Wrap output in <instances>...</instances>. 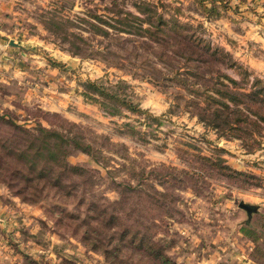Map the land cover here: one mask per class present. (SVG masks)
Wrapping results in <instances>:
<instances>
[{"label": "rangeland", "instance_id": "rangeland-1", "mask_svg": "<svg viewBox=\"0 0 264 264\" xmlns=\"http://www.w3.org/2000/svg\"><path fill=\"white\" fill-rule=\"evenodd\" d=\"M126 14L152 24L157 17L177 21L181 27L170 24L167 32L185 27L264 82V0H0V264H107L84 245L74 224L80 220L72 217L94 216L93 205L146 234L176 264H264V137L249 153L242 141L205 126L190 101L192 89L178 82L179 73L193 81L195 63L171 53L185 43L166 37L161 48L170 58L162 64L153 53L155 38L119 32L111 18ZM50 21L92 48L128 53L74 56L51 34ZM146 72L161 80L136 75ZM224 72L240 80V70ZM87 81L144 113L108 115L84 96ZM15 126L78 139L95 157L66 147L60 155H67L68 171H53L50 183H27L16 160L30 137ZM199 157L244 177L223 176ZM35 190L46 198L25 201L22 193ZM109 231L118 239L119 230ZM136 245H123L124 264H148Z\"/></svg>", "mask_w": 264, "mask_h": 264}, {"label": "trees", "instance_id": "trees-1", "mask_svg": "<svg viewBox=\"0 0 264 264\" xmlns=\"http://www.w3.org/2000/svg\"><path fill=\"white\" fill-rule=\"evenodd\" d=\"M99 20L98 17H94ZM112 21L116 22L121 28L120 33L129 35H138L140 37L155 38L158 42V47L154 49V56L156 60L162 62L168 57L167 51L161 48V45L166 41V37L177 38L179 42L185 43L184 47L180 49H171L173 59L177 61L184 60L186 62L195 63V72H191L193 81H189L188 77L179 75L178 82L182 85L190 86L192 104L197 109V116L199 120L207 127L218 132L220 137L226 139H236L243 142L244 147L249 153L258 150L261 147V141L258 138L264 137V82L259 78L251 79V74L243 70L235 61H232L227 53L220 49H214L206 43L201 36L194 35L190 30L182 28L183 31H169L168 25L173 29L181 27L177 21H167L162 17H157L156 23H151L148 20L131 14H126V17L119 16L112 17ZM101 22L108 24L107 21L101 19ZM150 24L149 29H143V23ZM51 34L60 39L62 43H68L70 46L67 51L74 56H80L83 59L87 58H110L118 57L120 53H128V49H113L108 47L105 51L95 49L86 44L84 38L78 34H74L69 30L64 31L61 28V23L50 21ZM117 28V27H114ZM104 37L111 35L105 30L98 29ZM144 30V32H142ZM133 31H137L136 33ZM97 34V33H96ZM95 34V35H96ZM165 39V40H164ZM80 42L84 46L76 43ZM160 46V48H159ZM116 67L125 68L124 63L117 62ZM234 69L240 70V80H235L227 75L224 70ZM217 71L218 76H208ZM158 74L161 73L157 70ZM137 76L159 79L154 73ZM160 76V75H159ZM158 78V79H157ZM162 78V77H161ZM164 79V78H162ZM165 80V79H164ZM84 96L98 104L108 115L116 116L121 114L120 110H126L134 115L143 114L136 105L126 101L114 92H111L106 87L98 85L96 82L87 81L83 85ZM204 104L201 107L200 104ZM108 110V111H107ZM150 117V115H149ZM20 133H22L28 141L27 149L18 154L16 162L25 167L26 173L22 172V179L27 183L35 181L52 182L54 178L53 171H68L69 166L64 162L67 155H60L64 148L72 146L75 149L92 155L95 157V152L91 145H85L78 139H67L59 133L47 130L45 128L37 129L36 135L32 131L21 129L15 126ZM12 154L11 152H9ZM46 153V155H45ZM205 163H208L212 169L222 172L226 177L239 178L244 177V174L233 171L227 166L213 162L209 158L199 157ZM73 171L80 172L81 169L73 167ZM61 176V173H59ZM17 177V176H16ZM131 193H137L133 187H128ZM25 201L30 203H39L44 200V191H26L22 193ZM160 201L157 203L159 205ZM89 212H94V216L77 217L73 215V219L80 220L76 222L75 229L82 230V242L90 249V251L100 253L106 260L107 264H124L122 258V248L124 246H135L144 251L148 264H176L165 253L163 247L157 245L150 237L140 230L133 229L130 224H125L115 214L109 213L106 208H99L93 205ZM63 213H65L62 210ZM93 222L95 225H93ZM105 222V225H104ZM103 226L105 229H103ZM119 230V237L116 239L114 233L109 230ZM147 230L149 228H146ZM112 232V233H110ZM117 240L119 242H117ZM145 264V263H143Z\"/></svg>", "mask_w": 264, "mask_h": 264}, {"label": "water", "instance_id": "water-1", "mask_svg": "<svg viewBox=\"0 0 264 264\" xmlns=\"http://www.w3.org/2000/svg\"><path fill=\"white\" fill-rule=\"evenodd\" d=\"M12 46L17 48H23L20 44H17L15 42H12Z\"/></svg>", "mask_w": 264, "mask_h": 264}]
</instances>
